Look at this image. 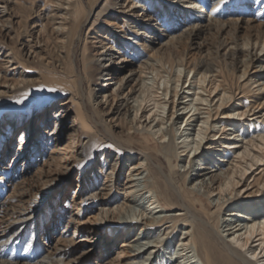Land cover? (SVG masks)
<instances>
[{
  "label": "bare ground",
  "instance_id": "6f19581e",
  "mask_svg": "<svg viewBox=\"0 0 264 264\" xmlns=\"http://www.w3.org/2000/svg\"><path fill=\"white\" fill-rule=\"evenodd\" d=\"M98 2L44 0L40 13L33 17L32 4L0 0V145L4 136L10 137L26 123L12 101L39 79L20 69V63L30 59L47 63V58H54L61 65L55 70L60 74L53 89L58 102L51 104L50 114L46 107L35 114L28 108L31 119L27 128L32 126L31 120L41 123L35 135L39 140L43 134L51 138L62 123L68 126L63 148L69 143L73 146L69 153L80 163L82 173L74 186H82L81 191L70 196L69 218L74 228L95 225L104 234L121 237L124 247L115 258H104L100 264L148 260L159 241L142 242L146 247L130 254L126 263L119 259L133 247L129 244L151 237L150 227L161 231L159 238L171 237L180 246L166 264H264V81H260L264 78V0H252L259 10L257 17H242L241 10L225 14L220 10L226 3L220 0H105L91 25L97 36L88 40L81 30ZM16 4L22 9L19 17L9 10ZM179 12L184 14L182 18L177 16ZM113 13L116 15L111 16ZM14 19L17 25L12 30ZM100 19L102 32L94 27ZM13 35L20 36L22 48L11 44ZM80 41L83 54L77 58ZM46 47L50 55L44 56ZM256 62H260L259 68L250 76L249 68ZM237 63H241L238 72ZM177 67L193 73L186 92L180 93L186 81L176 73ZM146 74H151V85ZM131 81L135 84L123 96V88ZM244 97L250 100L243 101ZM129 98L135 102L130 119L123 112ZM85 102L102 125L97 133L107 137L104 142L101 137L97 140L102 142L96 159L90 151L95 125L82 108ZM69 103L73 109L67 119ZM243 120L251 131L245 130ZM190 126L184 136L182 131ZM138 129L157 139L151 147L139 148V158L132 153ZM24 135H18L16 152L22 148ZM83 143L86 146L78 149ZM204 149L218 151L210 166L204 164ZM211 152L207 155H213ZM195 158L198 163L193 172L189 168ZM178 161L184 163L182 172L175 169ZM74 165L50 155L32 172L34 185L17 188L23 184L12 183L7 201H15L7 204L6 211L11 220L0 218L4 224L0 228V264H87L84 252L75 255L66 246L80 241L77 233L62 232L56 243L40 251L39 259L31 255L33 238L52 215L46 202L59 196L56 188L67 180L66 173ZM19 177L22 183L27 180L25 174ZM141 193H149L148 205L135 210V198ZM83 203L92 205L90 212L75 214L84 208ZM163 211L168 213L155 215ZM24 237L26 243L21 242ZM12 244L24 247L25 254L9 250Z\"/></svg>",
  "mask_w": 264,
  "mask_h": 264
},
{
  "label": "rangeland",
  "instance_id": "374dc122",
  "mask_svg": "<svg viewBox=\"0 0 264 264\" xmlns=\"http://www.w3.org/2000/svg\"><path fill=\"white\" fill-rule=\"evenodd\" d=\"M20 1L27 2V4H29V5L32 4L33 11H31V12H32V16L34 17V16H36V13H38V12L40 13L41 8L43 7L42 2L44 0H36V2H33L31 0H20ZM104 1L105 0H99L97 5H95V7L93 8V12H92L93 15H91L90 18H88V20L83 24V27L81 30L82 37L87 36V38L89 40L93 36H97L96 34L92 33L93 32V26H91V25H92L94 15L100 9V7L103 5ZM238 5L240 7H238ZM224 7H225V9L220 8L221 9L220 11H223V13L229 15L233 12L241 10L239 12V15L242 17H257L256 14L259 11L253 7L252 0H239V1L233 0V1L226 3L224 5ZM9 10L17 16L21 15V13H22L21 12L22 9H21L19 4L14 5V7H9ZM115 15L116 14L113 13L111 16H115ZM177 16L182 18L184 16V14L179 12V13H177ZM102 18H104V16H102ZM100 21L101 22H99V23H95L94 27H95V29L100 30L102 32L103 30L100 28L104 27V25L102 24L103 19H100ZM12 22H14L12 30H15L16 29L15 27L17 25V24H15V19ZM153 29H155V28H153ZM13 37L14 38H13V41L11 40V42H12L11 44L16 43V45L18 47L22 48L23 46H21L20 36H16L17 39L14 35H13ZM1 40H2V38L0 37V45H1ZM135 40L136 39H134L133 42ZM8 41H10V40H8ZM82 44H83V41H80L79 46H78V50L76 52L77 58H80L81 55L83 54V51H82L83 45ZM41 45L43 46V44H41ZM88 45H90V43H88ZM94 45L96 46L97 44H94ZM43 49H44V46H43ZM194 52H197V50H194ZM258 52H260V51L257 50V53ZM47 53H48V55H50L48 47L45 48L44 56H46ZM48 55H47V57H49ZM53 59L54 58H52V59L47 58V60L49 61L47 63H46V60H41V62H40V60L34 61L31 59L30 60H22L24 62V64L20 63V66H19L20 69L22 68V69L27 70V72H29L31 74V77H34V75H37L39 77V79L37 81L32 82L30 85H28V87L24 91H22L21 93L17 94L16 97L14 98V100L12 101V102H15V104H12L15 107V109L19 110V113H22V115H23L22 117L24 118V120L22 122L23 123L26 122V123H25V125H19L18 129L14 133H12L10 137L4 136V138H5L4 142L1 141L0 159H2V160H0V176L1 175H3V176L0 177V218H3V220H6V221L11 220L6 215V211L9 209V205H7V204L15 201V199L7 201V198H9L8 197L9 193L13 190L12 183L21 182L20 184H23L22 186L17 185V188L18 187L22 188L23 186H25L24 188H26V187H30L31 185H34L35 179H30V178H31L32 172L36 171L37 166L42 165L43 158L46 159L50 155H54V157H57V158L60 157L62 160H67L68 162L73 161V163L75 165L73 167H71V169L68 170V172L66 173L67 174V180L62 183V186L60 185L56 188V190L58 189L57 193L59 194V196H56L55 199H53V201H47L46 202V205L50 206L52 215H49V218L48 217L45 218V221L42 224V227H40L41 228L40 231L37 233V236H35L33 238L34 239L33 244L31 245V251H33V252L31 253V255L34 256L36 259H37V257L39 259L40 251H45L47 249L48 245L56 243L58 238H59V235L62 232L67 233V234L77 233L79 236V237H77V239H80V241H78L74 246H69L67 244L66 245L67 248H71L73 250L72 252L75 255L84 252L83 254L86 258L85 260L87 261V264H97V263L100 264L104 258H109V259L115 258L124 247H121V244H122L121 237L119 239L118 238L115 239L114 237H111V236L107 235L106 233L104 234L95 225L90 226V227H92V229L82 230L79 228H74L75 225L73 224V220L69 218V216L71 214V212H70L71 203L69 201L70 196L73 194H78L81 191L82 186H80V185L77 187H74V186H75L76 182L80 181V177H81L82 173L79 172L80 163L77 160H75V158L72 155H70V153H69V148L72 149L73 146H71L69 143V147L63 148V138L65 136V132H66L68 126H65L64 123H62L58 126L57 130L53 133V135H51V138L48 137V134H45V135L43 134L42 138H40L39 140L35 139V135L39 134V129H40L41 123L39 124L38 121L31 120L32 126L27 128V125L31 119L30 115L27 113L28 108H30V110L32 111V114H35L37 112H40V108L46 107V109H48V111H46V113L48 112L50 114L52 112V110H49L51 104H54V103L56 104L58 102L57 98L53 95V89H54V85H56L58 82L57 76L60 74L55 70H58L61 65H59V61H56ZM240 64L241 63H237V66H238L236 69L237 72H238V68H240ZM258 64H260V62H256L254 64L255 66L253 68H249V75L250 76L255 74L253 71L256 68H259ZM262 65L264 67V62L262 63ZM80 68H81V66H80ZM50 69L54 70V71L51 72ZM176 69H177L176 73L181 74V77L183 78L182 79L183 82H184V80L186 81L185 84H183V86H185V87L180 90V93L182 91L186 92V89H187L186 86L191 82V80H193V79H190L193 73L186 71L181 67H177ZM146 76L149 77V79H146V82H148L151 85V83H152V81L150 79L151 74H146ZM253 77L255 79L259 78V77H255V76H253ZM243 79L244 78H241L240 81ZM162 80H163V78L159 82L160 91L162 90L161 87L163 85ZM260 81L263 82L264 78L263 79L261 78ZM171 82L172 81H170L169 84H171ZM181 83H182V81L178 82L179 85ZM257 83H259V82H257ZM134 84H135V82L131 81L130 84H127L126 88H123V90H124L123 96L126 95L130 86H132ZM256 84H254L252 86H255ZM87 87H88V84H87V82H85L84 83V89L87 90ZM97 87H100V85ZM255 89H256V87H255ZM198 90L201 91L200 89H198ZM139 91L136 92V95H138ZM168 96H169V94H168ZM183 96H184V94H183ZM242 100L247 102L250 100V98L244 97V98H242ZM18 101H23V102L18 103ZM193 102H195V100H193ZM134 104H135V102L133 101V99L129 98L128 103H127L125 109L123 110V112L127 111L126 117L128 119H130V116H131L129 114L133 112L132 106ZM9 105H11V104H9ZM69 105H70L69 110H67V113L65 115V117H67V119L71 116V113H72L71 110L73 109V105H71V103H69ZM82 108L85 109V111H87V115H88L89 120L91 121V123L93 125H95L93 132L90 133V136H91V139H90L91 140V144H90L91 149H90V151H94V158L96 159V158H98L97 150H99V148H100L99 143H101L102 141L103 142L106 141L107 137H105V135H104L105 133H103V135H100L99 131L97 133L96 130L102 129V127H100L102 125L97 123L98 116L94 112V110L90 106V104L88 102H85L84 105H82ZM166 108H167V106H164V111L167 110ZM48 116L49 115L46 114V118ZM67 119H65L64 122ZM241 122L245 123V125H244L245 130L251 131V128H249V126L246 125V122L244 120ZM251 123H254V120H251ZM178 125H179V122L175 126H178ZM45 126L46 125H43V129ZM96 127H97V129H96ZM182 127H183V124L181 125V128L177 133L178 135H179V132L181 131ZM49 128H47V129H49ZM175 128L176 127H174V129ZM190 128H192V126H190L189 129ZM189 129L188 130L184 129L182 131V134H184L186 132H190L191 129L190 130ZM253 129L255 130L254 126H253ZM77 130L80 133L82 131L80 126H78ZM22 132L25 134L24 139L22 140V145H21L22 148L19 149L18 152H16L18 149V146H19L18 135H23ZM100 132H103V131H100ZM136 132H137V136H134V138L132 140L133 141V152L132 153H133V156H135V157L137 156V158H139L142 156L141 151H139L140 150L139 148H141V147L144 148L146 146L151 147V145H153L154 142L157 143V139L153 135H151L149 131H146L144 129H138ZM184 136H185V134H184ZM100 137H101L102 141L97 142V140ZM182 138H183V136H182ZM182 138H181V140H182ZM32 141L34 142V147L31 146ZM7 146H8V149H6ZM85 146L86 145L83 143L81 146L78 147V149H83ZM4 150L5 151L7 150L6 154H3V153L1 154V152ZM208 150L209 149H204L203 152H205V153L207 152V154H210L211 151L209 152ZM211 153H213V155L208 156L206 154L207 155L206 156L204 154V156H205L204 164H206V162H207V166H210L211 160L218 156V154H217L218 151H213ZM198 158H200V155L197 156V159ZM94 161L95 160L91 161V163ZM197 163L198 162H196V158H195V160H193V162L191 163L189 170L196 172ZM182 165H184L183 162H180V161H178L177 163L175 162V169L179 172H182L183 168H184ZM44 169H46V167H44ZM4 173H7L8 175H6L4 177ZM13 173H15V174H13ZM21 174H25L26 178H27V180H25L23 183H22L21 177L17 178L18 175H21ZM140 176L141 175H139L137 177H140ZM136 184L137 185L139 184L137 188L142 187L140 181H137ZM200 192H202V191H200ZM148 194L149 193H141L140 196L135 198V200H136L135 206H134L135 210L143 209L142 207H146L148 205V197H149ZM138 198H140V199L138 200ZM211 199L212 198H210V202H211V206L213 207V201ZM82 206L84 208L80 212H77L75 214H78L80 216H85L87 212H90V208L92 207V205L90 203H87V204L83 203ZM73 212H75V210ZM160 213L167 214L168 212L167 211L166 212L165 211L158 212L155 215H158ZM55 220H57V222H54ZM2 225H4V224L1 223L0 228L2 227ZM149 230L151 231V233L153 231V233L151 234V237H147V238L144 237L137 244H135V243L129 244V246H133V247L128 249L129 250L128 254H124V255L121 254L120 255L121 258L119 260L121 261V263L128 262L131 259L130 254L136 252L139 248L143 249L144 247H146V246H143V243H145L146 245L147 244H155L154 240L160 242V243L158 242L155 245V247H153V250H155L156 252L153 251V253H151L150 258L148 260L139 262L137 264H143V263H145V264H160L162 262L164 264H166L168 260L170 261V256H174V255H176L177 251H180L179 250L180 246L177 244L176 239L172 238L173 241H171V237H160L159 238L158 234L159 235L161 234V231L159 229H155V228L153 229L152 227H150ZM180 232H181V228L179 226L176 229V233L180 234ZM142 234H143V232L140 233V235H142ZM26 239H27V237H24V240L21 242L25 241V243H26L27 242ZM148 241H150V242H148ZM169 241H171L170 244H167V243H169ZM15 243H17V244L20 243V240L15 241ZM13 245L14 244H12V246L8 247V249L9 250L10 249L15 250L14 251L15 253L25 254L26 251H25L24 247L18 246V245L13 246ZM165 245H166V247H165ZM90 247L92 249L86 251V249H89ZM35 254H36V256H35ZM154 255H155V258L152 260ZM145 256H146V254H145ZM197 258L198 257H196V259ZM134 262H138V260H135Z\"/></svg>",
  "mask_w": 264,
  "mask_h": 264
},
{
  "label": "snow or ice",
  "instance_id": "6c2138e0",
  "mask_svg": "<svg viewBox=\"0 0 264 264\" xmlns=\"http://www.w3.org/2000/svg\"><path fill=\"white\" fill-rule=\"evenodd\" d=\"M221 3H226L227 0H220ZM23 101H18V103H22Z\"/></svg>",
  "mask_w": 264,
  "mask_h": 264
}]
</instances>
